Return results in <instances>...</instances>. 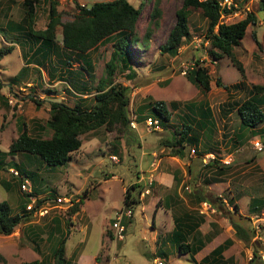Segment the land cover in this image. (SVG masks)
<instances>
[{
  "label": "rangeland",
  "instance_id": "rangeland-1",
  "mask_svg": "<svg viewBox=\"0 0 264 264\" xmlns=\"http://www.w3.org/2000/svg\"><path fill=\"white\" fill-rule=\"evenodd\" d=\"M100 1L111 0H58L57 10L60 21H71L74 18L78 9L76 4L90 6ZM128 1L136 8L141 7V14L135 27L138 42L131 45L133 70L122 72L117 69L112 77L113 82L128 87L129 100L126 111L129 120L133 118L134 110L145 101L162 100L167 104L171 101L179 102V109L171 111L169 117L168 123L172 127L161 124L163 130L152 132L140 122L137 123V129L131 128L129 124V132L122 134L115 129L107 131L104 126H101L81 134L79 149L71 154L70 160L65 165L56 167L45 165L38 156L34 155L28 156L23 153L7 155L5 162L8 164L0 169V180L15 181L10 172V169L16 168L13 166L14 162L22 164L26 171L35 172L36 175L29 177L33 184V192L36 193L33 197L36 200H43L41 206L46 205L48 210L46 214L39 215L34 213L37 210L35 209L14 228L11 234L6 236L0 233V252L1 257L4 258L0 260V264H20L40 257L43 262L46 259L54 262L51 251L60 240L58 232L50 234L54 217L60 218L63 236L67 233L65 246L68 254L74 248L82 247L83 239L87 241L84 250L97 249L103 233L101 264H152L155 258L162 260L163 264H198L197 261L193 262L188 254H180L169 239V233L174 226L173 217L176 213H180L181 209L173 206L166 212L161 209L165 204L160 201L158 212L155 213L156 216L154 215L156 226L151 222L155 212L152 202L155 194L162 195L161 190L144 195L143 200L140 201L141 204L131 208L133 215L127 218L129 221L122 223L125 228L123 240L113 239L114 229L111 228V222L115 218V212L124 208L123 188L125 187L126 190L128 186L136 182L138 171L149 170L153 152L156 151L158 158L170 156V148L162 143L165 140H171L173 136H179L174 130L180 129L179 117L185 113L183 105L202 99L209 103L214 118V129L207 137L208 141L205 140L212 145L218 160L217 164L207 166L198 154L199 148H196L195 157H189L188 146L184 150L187 160L195 161L194 165L191 164V170L188 171L187 160L179 163L176 158L168 157L172 167L181 164L185 170L187 167L186 175L191 174L180 188L182 197L179 204L182 210L183 207L196 208L198 203H193L194 199L187 196L194 193L203 197V200L211 203L214 201L215 208L222 205L221 210L216 208L214 213L205 215V221L199 228L201 234L206 235L210 232L216 236L195 256V260L207 255L209 249L215 244L234 235L237 242L228 250V254L231 255L228 257L230 259L227 264H249L253 251L257 256L253 258L252 264H264L262 258L264 220L260 219L264 208L257 213L249 211L250 200L264 196V122L258 125L256 134L252 135L250 128L240 129L235 110L224 113L222 107L223 103L228 101L245 100L251 95L253 84L264 87V13L259 9L261 0H234L237 6L236 11L220 20L231 24L243 19L248 12L253 13L257 18L256 24L247 26L245 35L239 45L234 48L236 58L243 66L245 78L240 88L229 91L223 87H217L216 79L220 78L222 83L230 86L242 81L241 73L225 55L216 60L211 57L209 50L212 47L203 39L207 20L199 9L189 11L191 37L182 42L177 54L169 55L162 54L159 47L173 26L175 10L181 6L183 0ZM12 8L11 19H21L22 0H13ZM48 8V0H39L37 3L34 22L36 30L46 26ZM154 8L159 10L156 24L153 23L151 14ZM253 32L256 33L259 44L253 38ZM4 36L7 40L15 39L13 33L6 31L5 28L0 30V39ZM56 40L61 46L60 26L56 29ZM114 40L115 38L111 37V42L99 44L89 52L88 57L92 63L93 72L92 76L87 78L85 69H81L82 65L76 61L72 62V68L74 71H80L81 74L76 72L69 74V71L65 70L66 66L62 64L63 56L53 55L49 62H45L41 67L26 66L21 70L24 62L21 64L18 56H29L30 51L24 44L19 46L15 39L14 51L4 55V62L10 65V74L17 75L19 69L21 70L17 84L23 87L22 89L14 88L12 92L4 84L0 90V149L7 151L23 128L32 135L49 137L51 131L43 128V124L49 117L50 101H58L70 107L80 104L91 108L95 103L93 95L96 92V84L106 75L105 63L113 50ZM7 46L9 45L2 44L0 40V48ZM36 59L38 58L31 56L29 61L37 62ZM196 60L208 68L210 90L207 93H202L194 82L186 77V73L183 74L186 67L193 66ZM50 75H52L51 79H49ZM77 76L84 82L79 84H83L86 89L74 92L65 80L71 81L75 89H79L74 80ZM2 81L7 83L9 78L2 77ZM145 110L147 114L153 115L152 111ZM38 125L42 126L39 127V131ZM255 139L262 143L263 150L254 149L252 141ZM112 154L118 157L117 162L110 159ZM228 155L232 156L229 167L224 172H219L218 167L226 166L220 159ZM218 176L222 181L214 182ZM186 185L189 186L190 191H187ZM85 190H87L86 196ZM23 195L17 186L5 190L0 184V202L6 200L12 213L22 212ZM132 195L136 196V193L132 191ZM57 196L65 197L70 201L58 204L55 202ZM216 197H220L221 200ZM80 198L82 203L80 208L82 206L83 212L79 209L78 212L81 213L75 217L74 221L73 217L77 212L70 217L72 221H67L70 216L67 210L73 203H78ZM223 198L226 201H223ZM230 198L238 205V211L232 208ZM27 205L25 208L28 214L34 206L28 209ZM232 213L235 220L253 230L254 235L248 244L236 236L229 220ZM72 222L75 227L71 226ZM32 239L36 241V244L32 242ZM160 250L165 251L168 256L165 258L160 256L158 254Z\"/></svg>",
  "mask_w": 264,
  "mask_h": 264
},
{
  "label": "trees",
  "instance_id": "trees-1",
  "mask_svg": "<svg viewBox=\"0 0 264 264\" xmlns=\"http://www.w3.org/2000/svg\"><path fill=\"white\" fill-rule=\"evenodd\" d=\"M48 1V21L43 29L36 30L34 28L36 5L39 0H22V18L18 22L10 21V25H13L14 28H5V30L13 33V37L17 41L20 39L18 43L24 44L27 47V50L30 51L29 56L38 58L36 59L38 62L39 60L42 61L39 62V66L43 65L45 62H49L50 57L53 55L63 56L64 59L62 64L66 66L65 70L69 71V74L74 72L81 74L80 71H74L72 68V62L76 61L80 62L82 65L81 69H85L87 78H90L93 72L92 63L88 57L89 52L95 49L99 44L111 42V37H114L115 42L112 43L113 50L110 53L108 61L105 63L106 75L101 77L96 84V92L93 95L95 103L91 108L83 107L80 104H75L73 107H70L58 101H50L49 117L44 122L43 128L50 130L51 135L49 137L32 135L23 128L16 139L11 142L7 151L0 149V169L8 164L5 162V157L16 153L38 156L43 163L49 167L65 165L70 160L71 154L77 151L81 146V134L93 131L101 126H104L107 131L115 129L122 134L129 132L130 120L128 112L126 111L127 102L129 100L127 94L128 87L123 86L121 83H114L112 77L117 69L122 72H132L133 70V64H131V45L132 43L138 42V38L135 34V27L141 14V7L136 8L128 0L100 1L94 2L90 6L76 4L78 9L74 18L71 21L61 22L57 10L58 0ZM190 9H199L202 16L207 20V27L203 39L207 40L212 47V49L209 50L211 57L216 60L225 55L230 58L231 63L237 67L241 73L242 81L228 86L222 83L220 78H217L215 81L216 86L223 87L226 91L240 88L245 75L242 64L236 58L234 48L239 45L241 39L245 35L247 26L249 24H256V16L248 12L243 19L231 24H226L220 21L221 11L218 0H183L181 6L175 10V22L173 26L168 32L165 41L159 47L162 54H177L182 42L191 37V30L188 22ZM259 9L264 13V0L260 1ZM234 10H236V8L226 12L227 14H231ZM151 14L152 21L156 24V17L159 15V10L154 8ZM58 26L61 27V46L56 40V29ZM252 34L254 40L258 43L256 33L253 32ZM4 39L7 40L5 36ZM15 39L11 38L7 41L13 44L16 42L14 41ZM12 47L13 45L10 44L7 47L0 48V59L5 54L9 53ZM25 67L26 66L22 67L21 70ZM21 70H19L18 74L13 76L12 79H18ZM186 77L194 82L202 93H207L210 90L208 68L202 66L199 61L196 60L194 62V67L188 69ZM74 80L76 84H78L79 89H75L70 83L71 81L65 80L74 92H78L80 89H86L83 84H79V82H84L80 81L78 76L74 78ZM263 91L264 87L262 85L253 84L251 95L245 100L241 102L228 101L223 103L222 106L224 113L235 110L239 118L240 129L250 128L251 133H253L252 135L256 134L255 131L258 125L264 122V111L262 109L264 105ZM179 106L180 103L176 101H171L169 104L162 100L145 101L134 110L135 120L140 123L143 122L145 117L154 116L160 120L161 124L172 127L171 124L168 123L169 117L171 111L179 109ZM225 106L227 107L225 108ZM183 107L185 113L179 117L181 123L180 129L179 131H177V129L174 130L179 136H173L171 140H165L162 144L170 148L171 156L178 157L186 155L184 150L187 146L189 149L194 148L195 155L196 148H199L200 151L198 154L201 156L202 160L206 154L213 152L212 145L207 142L209 139L207 137L211 135L214 129L212 110L205 99L190 101V103H185ZM145 109L152 111L153 115L147 114ZM37 127L39 131V127L42 126L38 125ZM211 162L212 164H209ZM217 162L218 160L215 156L205 164L207 166H213L217 164ZM13 166L16 167L15 169L19 172L18 176L12 174L15 181L10 182L9 180L1 179L0 184L5 190H9L12 186H17V189L21 191L20 187L24 179L30 181L29 177H33L36 174L33 171H26L20 163L14 162ZM228 167V165L223 168L218 167V171L224 172ZM173 180L175 191L181 178L177 174H174ZM220 181H222L220 176L214 179V182ZM32 185V192L25 193L21 191L24 194L23 199H21V213H12V209L6 200L0 202V233L2 235L11 234L18 224L23 222L28 215L30 216L35 209L41 206L43 200L37 199L34 208L29 211L28 214L26 213L25 206L28 204L30 197L36 195V193L33 192ZM135 187L134 184H131L123 193L124 207L132 208L140 202V200L136 198L140 192L136 193V196L132 195V190ZM84 195H87V190H85ZM50 196L51 195H49V197ZM174 196L178 204L181 203V199L178 198L177 195ZM187 196L190 199L191 197L194 199L193 203H198L196 207L199 206L200 202L205 201L203 200L204 198L197 193ZM172 197V195H169L168 199H172ZM216 199L221 200V198L218 197H216ZM229 201L232 208L238 211L236 202L231 198ZM159 203L160 200L155 204L156 208L159 207ZM220 203L222 202L220 201ZM81 204L80 198L78 203H73L67 210V213L70 215L67 221L71 219L70 217L73 214L78 212ZM212 204L215 206L214 201ZM216 208L221 210L222 205L220 204L216 206ZM263 208L264 196L255 197L250 200L249 211L251 213L260 212ZM178 209H181V212L176 213L173 217L174 226L169 233V239L180 254H188L194 262L196 261L194 255L200 251L206 243L210 242L216 234L210 232L206 235L201 234L198 228L205 221V215L199 214L198 210L186 209L184 207L182 210L181 204L178 205ZM154 215L155 212L153 213V219ZM229 220L235 230L236 236L245 244H248L254 235L253 230L244 224H240L238 220H235L233 213ZM52 221L53 224L50 234L58 232L60 235V240L53 252L54 264H65L64 245L67 233L63 236V231L60 228V218L54 217ZM66 232L69 234L68 230H66ZM32 242L36 244L34 239H32ZM232 243V239L226 238L197 263L227 264L230 258H225L222 253L229 248ZM34 248H36V246H34ZM252 253L253 255L249 264H252L253 258L257 256L255 251ZM158 254L164 258L168 256L163 250H160ZM3 259L4 258L0 255V260ZM20 264H39V262L33 260Z\"/></svg>",
  "mask_w": 264,
  "mask_h": 264
},
{
  "label": "crops",
  "instance_id": "crops-1",
  "mask_svg": "<svg viewBox=\"0 0 264 264\" xmlns=\"http://www.w3.org/2000/svg\"><path fill=\"white\" fill-rule=\"evenodd\" d=\"M12 2L13 0H0V30L1 29H4V28H14L13 25H10V21H15V22H18L19 20H12L11 19V14L13 12V8H12ZM23 16V15H22ZM22 18V17H21ZM2 44H7V45H13L12 47V51H14V46L15 44L11 43V42H8L7 40H5L4 38H1L0 39ZM9 43V44H8ZM18 43V41H17ZM19 44V43H18ZM21 44H19L20 46ZM18 53L20 54V49L18 50ZM19 58V62L21 64H23L22 67L24 66H31V67H41L39 66V62H42L41 60H39V62H33V61H29L31 59V56H18ZM51 59V57H50ZM5 61V57L3 56L1 59H0V90H2V87L7 85V87L9 89L12 90V92L14 91V88H20L22 89L23 86H20L17 84V81L19 80L18 79H12V77L15 75V74H10V65ZM40 64H43V63H40ZM20 70V69H19ZM51 76L49 77V79H51ZM2 77H7L9 78V82L7 81V83H5L4 81H2ZM11 83V84H10ZM24 84V82H23ZM31 84V83H30ZM26 85H29V83H26ZM8 101H11V100H8ZM209 104V103H208ZM210 106V105H209ZM211 108V107H210ZM262 109L264 111V105L262 106ZM133 116L135 117V115L133 114ZM136 123H138L136 121ZM144 124V122H142ZM161 130H163V128H160V130H154L152 132H160ZM189 150V149H188ZM156 152V151H155ZM153 152L152 156H153V159L151 160L150 162V168L147 172L145 171H138L136 173V179L137 177H139L141 174L144 175V177L148 176V174L152 173V175L154 176V183H153V186H152V190L154 193L157 192L158 190H161L162 191V195H158V194H155V197H154V200L152 202L153 206L155 207V204L160 200L163 202V204H165V208L162 207L161 209H164L165 211L166 210H169L170 211V208L172 209L173 206H176L178 208V202L175 198L174 195H177L178 198L181 199L182 195H181V192H180V188L181 186L185 183V181L187 179H189L191 177V174L189 176L186 175V170H187V167H188V171L189 169L191 170V164H195V161L192 159L190 160L191 162H189L187 160V154L183 157H178V156H168V157H171L172 159L173 158H176L177 159V162L181 163L183 161H188V164H187V167H186V170L182 167L181 164H176L175 167H172L171 165V162L169 161L168 157H164V158H158L157 157V154ZM189 155V154H188ZM190 157V156H189ZM228 159H231L232 161V156H226ZM225 157V158H226ZM155 158H158L156 163H155V166H151L152 165V162H154V160H156ZM174 161V160H173ZM181 161V162H180ZM197 166V165H196ZM198 168V167H197ZM196 168V169H197ZM174 174H177L180 178H181V181L180 183L178 184L176 190L174 191V180H173V175ZM133 184V183H132ZM185 187H188L187 191H190L189 190V186H185ZM123 192H125V187L123 188ZM136 192V190L134 191ZM175 193V194H174ZM135 194V193H134ZM169 195H172V199H168ZM220 195V194H218ZM221 196V195H220ZM220 198V197H218ZM143 199H141L140 201H142ZM176 201V202H175ZM223 201H226L225 198H223ZM141 204L140 202L138 203V205ZM168 208V209H166ZM158 207L156 208L155 207V213L158 212ZM195 210H197V207L195 208ZM80 211L83 212V209H82V206L80 208ZM81 212H77L74 217H73V221L75 219V217L77 215H79ZM167 212V211H166ZM133 215V214H132ZM156 216V214H155ZM154 216V217H155ZM128 217H123V220H122V223L123 221H129V219H127ZM72 221V220H71ZM76 221V220H75ZM152 223H154V226L155 225V219H152L151 221ZM204 223V222H203ZM202 223V224H203ZM71 226L75 227V224L74 222L71 223ZM201 226V225H200ZM199 226V228H200ZM198 228V229H199ZM88 229V228H87ZM200 231V230H199ZM7 236V235H6ZM216 236V235H215ZM214 238V237H213ZM230 239H232L233 243L231 246L235 245L236 244V240L234 238V235L233 236H230L228 237ZM239 240V239H238ZM241 240V239H240ZM212 241V240H211ZM210 241V242H211ZM242 241V240H241ZM86 239H83L81 241V243H83L84 245L82 247H79V248H74L69 254H68V250H67V247L64 245V258L66 260L65 264H101V260H100V251L102 250V247L104 246V243H103V233H102V240H101V243L100 245L98 246L97 249L95 250H91V249H88V250H84V247L86 246L85 243H86ZM209 243V242H208ZM222 243V242H221ZM207 244V243H206ZM220 244V243H218ZM218 244H215L213 247H211L209 249V252L214 248L216 247ZM206 246V245H205ZM205 246L203 248H205ZM231 246L229 248H231ZM202 248V249H203ZM229 248H227L226 250L223 251L222 255L225 257V258H228L231 254L229 253L228 254V250ZM201 249V250H202ZM200 251H198L194 257L199 254ZM53 252L54 250L51 251V255L53 257ZM0 255H1V252H0ZM205 256V255H204ZM203 256V257H204ZM35 258V257H34ZM202 258V257H201ZM200 258V259H201ZM196 260L197 262L200 260ZM34 260H37L39 262V264H53L54 262L53 261H50L48 259H46L44 262H43V259L40 257V258H36Z\"/></svg>",
  "mask_w": 264,
  "mask_h": 264
},
{
  "label": "built area",
  "instance_id": "built-area-1",
  "mask_svg": "<svg viewBox=\"0 0 264 264\" xmlns=\"http://www.w3.org/2000/svg\"><path fill=\"white\" fill-rule=\"evenodd\" d=\"M218 5H219L220 9H222L221 20L224 17H227L228 15H230L229 13L226 14L227 13L226 11L232 10L233 8L237 7L234 0H218ZM235 11L236 10H234L233 12H235ZM206 43H208V42H206ZM193 67H194V64H193V66L186 67V70L183 72V74L187 73L188 69H191ZM143 122H144V126L147 128L148 131L160 130V128H161V126H160L161 122L156 117L147 116V117H145ZM129 124H130L131 128L137 129V123H136L134 116H133V118L130 119ZM252 143H253L254 149H256L258 151L263 150V145L258 139H255L254 141H252ZM189 156L191 158L195 157L194 148L189 149ZM214 157H215V154L213 152H210V153L206 154L202 158V160L204 163H206L207 161H209L210 159H213ZM110 159L114 162L118 161V157L116 155H110ZM155 159L156 160H154V162H152V165H151L152 167L155 166V163L157 161V158H155ZM220 161L224 165H229L231 163V159H228V158L220 159ZM10 172L14 176L19 175L18 170H16L15 168L10 169ZM153 183H154V176L152 175V173L151 174L149 173L148 176H146V177H144V175H142V174L139 177H137L136 182L134 183V185L136 187L132 190V191H135V189H136V192H134V193L140 192L136 198L138 200H141V199H143L144 195L150 194L151 190H152ZM31 185L32 184L28 179H24L23 183L21 184L20 189L22 192H25V193L32 192ZM186 189H188V187H186ZM35 200L36 199H34L33 196L30 197V202L27 205L28 209H32V207L35 206L34 205ZM69 201H70L69 199H67L65 197H59V196H57L55 199V202H57L58 204H63V203L69 202ZM47 210H48L47 206L42 205V206H40V208L35 210L34 213L35 214L38 213L39 215H44L47 213ZM197 210H198L199 214L209 215V213H214L216 211V208L211 202L205 200V201H202L199 203ZM132 214H133L132 209L127 208V207H124L121 210H119L118 212H115V218L111 222V228L114 229V232H113V239L114 240L121 241L124 239L125 228H124V225L122 224V220H123V217L129 218L132 216ZM262 214H263V216L260 219L264 220V210H263ZM262 258L264 259V254L262 255ZM152 264H163V263L160 259L155 258V259H153Z\"/></svg>",
  "mask_w": 264,
  "mask_h": 264
},
{
  "label": "clouds",
  "instance_id": "clouds-1",
  "mask_svg": "<svg viewBox=\"0 0 264 264\" xmlns=\"http://www.w3.org/2000/svg\"><path fill=\"white\" fill-rule=\"evenodd\" d=\"M233 13V12H232ZM220 20H221V17H220ZM224 23V22H223ZM205 42H208L207 40H205ZM112 155H114V154H112ZM72 203V202H71Z\"/></svg>",
  "mask_w": 264,
  "mask_h": 264
}]
</instances>
